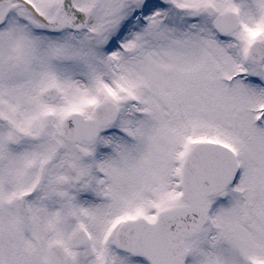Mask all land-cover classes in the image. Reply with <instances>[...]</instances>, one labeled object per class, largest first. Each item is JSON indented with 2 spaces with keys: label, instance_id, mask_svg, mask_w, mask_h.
Here are the masks:
<instances>
[{
  "label": "snow or ice",
  "instance_id": "obj_1",
  "mask_svg": "<svg viewBox=\"0 0 264 264\" xmlns=\"http://www.w3.org/2000/svg\"><path fill=\"white\" fill-rule=\"evenodd\" d=\"M0 264H264V0H0Z\"/></svg>",
  "mask_w": 264,
  "mask_h": 264
}]
</instances>
